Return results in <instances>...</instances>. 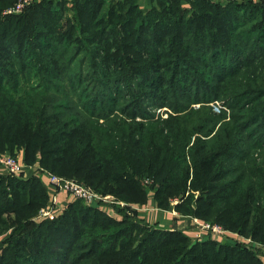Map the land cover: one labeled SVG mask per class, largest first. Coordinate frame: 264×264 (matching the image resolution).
I'll list each match as a JSON object with an SVG mask.
<instances>
[{
    "label": "trees",
    "instance_id": "1",
    "mask_svg": "<svg viewBox=\"0 0 264 264\" xmlns=\"http://www.w3.org/2000/svg\"><path fill=\"white\" fill-rule=\"evenodd\" d=\"M19 1L0 0V151L24 148L27 164L125 204H112L119 218L77 198L39 221L42 180L0 169V264H264V0L6 12ZM151 199L184 226L198 218L249 241L192 240L176 219L142 216L135 204Z\"/></svg>",
    "mask_w": 264,
    "mask_h": 264
},
{
    "label": "rangeland",
    "instance_id": "2",
    "mask_svg": "<svg viewBox=\"0 0 264 264\" xmlns=\"http://www.w3.org/2000/svg\"><path fill=\"white\" fill-rule=\"evenodd\" d=\"M20 2V1H19ZM188 5V4H187ZM7 9V8H6ZM5 12V10H4ZM210 106H211V111L213 113H215L216 115H222V112L224 110H226V105L223 103L222 100H213L211 101L210 103ZM195 106H199V103H196L194 104ZM154 110H155V114H157L156 116H161V118H167V116H169V113L170 112H173L171 111L172 109L169 108V107H154ZM229 112V111H227ZM229 114V113H228ZM139 120H140V117H137ZM101 121L103 120V118H99ZM5 155H8V156H13L17 159L18 162L24 164L26 167H30L33 172H34V175L37 176L39 179L42 180L43 184L45 185V187L47 188V185L49 184V181L51 179V175L55 174V175H58L48 169H44L42 168L39 163H34V164H27L26 161L24 160V148L22 149H18V150H15L14 151V154H10L9 152H6V151H0V158L1 156H5ZM1 170H5L3 167L0 168ZM21 176V175H19ZM60 176V175H58ZM61 178H64V179H70V180H75L78 182L77 179L75 178H68L66 176H60ZM144 181H145V185H148V183H153V178L148 175L147 177H144ZM80 183V182H79ZM85 185V184H84ZM91 188V187H90ZM94 192L98 193L99 195H104V194H101L100 192H97L96 190H94L93 188H91ZM61 192H65V191H60L58 194H57V197L56 199H59L61 197ZM66 193V192H65ZM152 191L150 190V193L149 195H151L150 197H152ZM105 195H112V194H105ZM112 197L114 198L115 200V196L112 195ZM49 198H50V195H49ZM150 199V198H149ZM63 200V199H62ZM176 202L179 201V199H176L175 200ZM123 202V201H122ZM150 202V201H149ZM148 202V203H149ZM49 203V202H48ZM47 203V204H48ZM125 204V202H123ZM47 204L44 206L46 207ZM89 204V203H88ZM156 204V203H155ZM91 205V204H90ZM96 205H100L101 208H103L106 212L110 213L111 215L113 216H116V217H119L121 218V216L119 214L116 213L114 207L112 205H105V204H102V203H98V204H95L94 206ZM146 205V204H145ZM157 205V204H156ZM135 206L139 209V211L142 213V216H145V218L151 222H154L155 220H158V217H159V208H157L158 206H144V205H139V204H135ZM43 207V208H44ZM147 208V209H146ZM154 208V209H153ZM42 209V208H41ZM40 209V210H41ZM163 215L165 216V222L161 223L162 225H166L168 223L169 226H171L172 222L174 221L175 219V216L173 217L172 213L171 212H165V210H163ZM178 213V212H177ZM61 214V213H60ZM167 220H170L169 222ZM40 221V220H39ZM193 221V222H192ZM170 223V224H169ZM191 225L190 227H188L187 229H185V232L187 235L190 236V238L193 240L195 238H202V237H205V236H208L207 233L205 231H212L214 234L217 233L218 235H220V239L219 240H224L226 239L227 237H230L231 239L235 240V239H241V240H246V241H249V239H245V237L243 235H240L238 233H235V232H231V231H225L223 233H218L216 232L214 226H216L217 224H212L213 226L209 227L207 226V222L201 220V219H198V218H194L191 220V223L189 224ZM10 230H8L7 232H9ZM193 234V235H190ZM7 233H1L0 234V239H5L6 238V235ZM226 234V235H225Z\"/></svg>",
    "mask_w": 264,
    "mask_h": 264
},
{
    "label": "built area",
    "instance_id": "3",
    "mask_svg": "<svg viewBox=\"0 0 264 264\" xmlns=\"http://www.w3.org/2000/svg\"><path fill=\"white\" fill-rule=\"evenodd\" d=\"M30 1L31 0H21L16 5L8 8L6 12L19 11ZM0 165L3 166L6 171L14 173L15 175L26 174V166L18 162L17 159L13 156H1ZM47 189L50 195L49 203L46 207L42 208L39 211L38 215L36 216L37 220L53 219L57 217L66 208L67 203L77 198L93 205L98 204L101 201L109 205H112L113 203L124 205V203L120 200L115 201L112 195H99L98 193L94 192L89 186H86L75 180L61 178L60 176L55 174L51 175V179L49 181V184L47 185ZM60 191H65L68 194V198L63 200L61 198L56 199L57 194ZM207 226L211 227L213 225L207 222ZM214 228L218 233H223L226 231L219 225L214 226Z\"/></svg>",
    "mask_w": 264,
    "mask_h": 264
},
{
    "label": "crops",
    "instance_id": "4",
    "mask_svg": "<svg viewBox=\"0 0 264 264\" xmlns=\"http://www.w3.org/2000/svg\"><path fill=\"white\" fill-rule=\"evenodd\" d=\"M139 3H140V5H141V7L143 8V9H148L149 7H150V5H151V2H150V0H139ZM61 199H66V198H68V194L67 193H65V192H61V197H60ZM146 205H148V206H157L156 204H155V202L153 201V199H151L150 200V202L149 203H147ZM146 205H144V206H146ZM158 208V207H157ZM147 209V208H146ZM154 209V208H153ZM171 212L172 213V215H173V217L175 216V219L177 220V223L180 225V226H182L183 228H184V231H185V229H187L188 227H190L191 225H189V226H184V225H186V221H185V218L184 217H181V215L179 214V213H177V211L176 210H174V209H172V210H165V212ZM158 212H159V217H158V220H160V222L162 223H164L165 221V216L163 215V210L162 209H159L158 210ZM141 215H142V213H141ZM145 217V216H144ZM174 219V220H175ZM149 220V219H148ZM157 220H155L154 222H156ZM168 222L170 221V220H167ZM193 222V221H192ZM170 224V223H169ZM172 224V223H171ZM166 225H168V223L166 224ZM206 233H207V235L210 233V234H214V233H212V231H205ZM186 233V232H185ZM190 235H193V234H191L190 233ZM212 236H214V237H216V238H218L219 239V237H220V235H218V234H216V235H212ZM207 236H205V237H202V238H206ZM198 238V237H197ZM201 238V239H202Z\"/></svg>",
    "mask_w": 264,
    "mask_h": 264
}]
</instances>
